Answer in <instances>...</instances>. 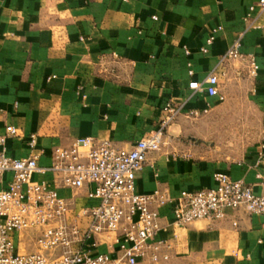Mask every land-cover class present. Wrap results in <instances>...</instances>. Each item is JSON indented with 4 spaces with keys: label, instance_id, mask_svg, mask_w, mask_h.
<instances>
[{
    "label": "crops",
    "instance_id": "1",
    "mask_svg": "<svg viewBox=\"0 0 264 264\" xmlns=\"http://www.w3.org/2000/svg\"><path fill=\"white\" fill-rule=\"evenodd\" d=\"M255 1L0 0V134L7 125L17 128V136L6 141L7 154L36 153L38 165L49 166L53 149L77 137L128 147L158 126L167 101L207 109L199 116L206 117L219 104L242 97L259 116L257 141L234 157L215 156L203 147V138L196 145L193 137L187 139L193 130L187 120L199 117L181 114L167 127L160 149L147 154L136 173V190L166 189L175 197L181 190L210 188L212 175L225 172L264 195V11L251 13L248 22L256 27L247 28L244 20ZM212 29H218L214 41L202 53ZM241 31V50L258 65L254 77L247 73L246 58L221 60ZM212 72L222 101L188 87ZM241 84L243 90H237ZM52 177L46 172L33 178ZM10 178L4 173L0 187ZM91 187H60L58 194L78 207L94 202L87 198ZM158 212L168 228L158 237L177 234L170 258L159 264H264V214L228 209L224 219L174 228L170 205ZM22 235L15 239L18 247ZM106 250L100 241L93 251Z\"/></svg>",
    "mask_w": 264,
    "mask_h": 264
},
{
    "label": "built area",
    "instance_id": "2",
    "mask_svg": "<svg viewBox=\"0 0 264 264\" xmlns=\"http://www.w3.org/2000/svg\"><path fill=\"white\" fill-rule=\"evenodd\" d=\"M254 10L263 12L264 0L248 6L245 21ZM252 25L248 22L247 28ZM216 30H211L200 52H207ZM243 34L238 33L221 60L246 58L247 73L254 77L258 65L252 55L245 56L241 50ZM185 53L189 51L185 49ZM188 87L224 100L216 73L202 81H190ZM206 111L184 109V102L167 101L158 126L130 146L118 147L108 139L89 135L77 137L69 146L53 149L49 166H39L36 153L22 158L9 156L6 141L17 136V128L7 125L0 134V179L6 172L11 178L0 187V264H159L170 258L177 240L175 231L171 237H158L168 229L160 221L161 206L170 205V224L174 228H184L197 219H224L228 209L264 214V195L255 194L249 184L225 172L212 175V187L181 190L175 197L160 188L147 194L137 192L136 173L145 164L147 154L160 149L167 127L181 114L195 118ZM35 143V134H31V150ZM260 149L264 160V142ZM46 172L53 175L50 181L33 178L36 173ZM85 184L92 185L87 192V198L94 200L91 204L76 207L58 194L60 187L78 189ZM32 228L39 233L35 249L26 252L15 239L21 231ZM100 241L105 242L107 250L94 252Z\"/></svg>",
    "mask_w": 264,
    "mask_h": 264
},
{
    "label": "rangeland",
    "instance_id": "3",
    "mask_svg": "<svg viewBox=\"0 0 264 264\" xmlns=\"http://www.w3.org/2000/svg\"><path fill=\"white\" fill-rule=\"evenodd\" d=\"M237 90H243V84ZM219 107L214 115L188 119L193 130L187 139L193 137L196 145L203 138V147L208 151L210 148L215 156L234 157L259 139L261 135L259 116L242 97H237L234 101H225L219 104ZM20 233L23 234L18 240L20 249L26 252L34 250L39 230L32 228Z\"/></svg>",
    "mask_w": 264,
    "mask_h": 264
}]
</instances>
